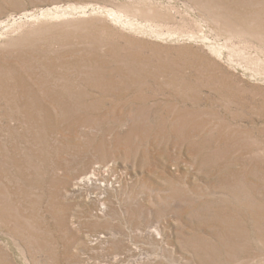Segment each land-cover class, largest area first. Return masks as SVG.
Segmentation results:
<instances>
[{
    "label": "rangeland",
    "instance_id": "obj_1",
    "mask_svg": "<svg viewBox=\"0 0 264 264\" xmlns=\"http://www.w3.org/2000/svg\"><path fill=\"white\" fill-rule=\"evenodd\" d=\"M0 264H264V0H0Z\"/></svg>",
    "mask_w": 264,
    "mask_h": 264
},
{
    "label": "bare ground",
    "instance_id": "obj_2",
    "mask_svg": "<svg viewBox=\"0 0 264 264\" xmlns=\"http://www.w3.org/2000/svg\"><path fill=\"white\" fill-rule=\"evenodd\" d=\"M208 3V2H207ZM210 5V4H209ZM164 6V5H163ZM94 9V8H93ZM237 9V8H236ZM173 10V9H172ZM74 11V10H73ZM129 12V11H128ZM52 14V13H51ZM55 16V15H54ZM132 17V16H131ZM148 17V16H147ZM176 18V17H175ZM238 19V18H237ZM117 21V20H116ZM141 23V22H140ZM138 24V23H137ZM91 26V25H90ZM129 26V25H128ZM138 26V25H137ZM61 28V27H60ZM114 28V27H113ZM150 28V27H149ZM156 28V27H155ZM154 31V30H153ZM70 34V33H69ZM25 38V37H24ZM37 38V37H36ZM22 45V44H21ZM16 58V57H15ZM44 58V57H43ZM54 59V58H53ZM86 59V58H85ZM15 60V59H14ZM18 60V59H17ZM5 62V61H4ZM95 62V61H94ZM6 63V62H5ZM11 63V62H10ZM101 63V62H100ZM9 64V63H8ZM83 64H84V62H83ZM94 64V63H93ZM88 65V64H87ZM8 66V65H7ZM3 68H5V67H3ZM2 68V69H3ZM14 68V67H13ZM17 68V67H16ZM50 68V67H49ZM12 69V68H11ZM98 69V68H97ZM21 70V69H20ZM68 70V69H67ZM94 75H93V77L95 76V77H100V72H99V70H96V69H92L91 67H90V69H89ZM16 71V70H15ZM47 71V70H46ZM104 71V70H103ZM107 71V70H106ZM162 71V70H161ZM102 72V71H101ZM4 74V73H3ZM2 75V74H1ZM11 75V74H10ZM9 75V76H10ZM13 75H15V73L13 74ZM3 76V75H2ZM17 77V76H16ZM23 77V76H22ZM107 77V76H106ZM101 78V77H100ZM22 79V78H21ZM20 78H18L17 77V80H18V83L20 84V85H23L24 87H27V85L25 84V83H23L22 82V80H21ZM41 79V78H40ZM111 79V78H110ZM131 80V79H130ZM42 81V80H41ZM112 81V80H111ZM106 82V81H105ZM110 82V81H109ZM17 83V82H16ZM175 83V82H174ZM32 84V83H31ZM92 84V83H91ZM184 85V84H183ZM9 86V85H8ZM30 86V85H29ZM215 86V85H214ZM61 87V86H60ZM3 88V87H2ZM28 88V87H27ZM33 88V87H32ZM3 90V89H2ZM30 90V89H29ZM110 90V89H109ZM5 92V91H4ZM27 92H28V90H27ZM36 92V91H35ZM22 94V93H21ZM20 95V94H19ZM30 95V94H29ZM38 95V94H37ZM28 96V95H27ZM176 96V95H175ZM21 97V96H20ZM29 97V96H28ZM37 98V97H36ZM16 103V102H15ZM32 103V102H31ZM40 103V102H39ZM14 104V103H13ZM14 106V105H13ZM39 106V105H38ZM33 107V106H32ZM35 107V106H34ZM84 107V106H83ZM45 108V107H44ZM29 109V108H28ZM29 111V110H28ZM31 111V110H30ZM9 113V112H8ZM29 115V114H28ZM30 135V134H29ZM34 150V149H33ZM102 157V156H101ZM86 168H87V166H86ZM101 169V168H100ZM89 170V169H88ZM87 169H84L82 172H80L77 176H76V179H77V181H76V185H75V187L76 188H78L79 187V189H81V188H84V187H88L91 183H93L94 181L96 182V178L97 177H95L94 175H96L97 173H91V174H88L87 173V171H88ZM98 170V169H97ZM94 172V171H93ZM102 172H104V171H102ZM106 173V172H105ZM98 174H100V173H98ZM98 174H97V176H98ZM104 175V174H103ZM107 177V176H106ZM99 178V177H98ZM102 178V177H101ZM98 181V180H97ZM110 181V180H109ZM115 181V180H114ZM99 182V181H98ZM97 182V183H98ZM105 182V181H104ZM103 183V182H102ZM111 184L112 183H114L113 181H111L110 182ZM104 185L106 184V183H103ZM109 184V183H108ZM111 184H109V186H111ZM93 185V184H92ZM91 185V186H92ZM95 185V184H94ZM117 185V184H116ZM102 186V185H101ZM100 188V187H99ZM109 188V187H108ZM6 189V188H5ZM52 190V189H51ZM84 190V189H83ZM111 190H113V188L111 189ZM110 191V190H109ZM104 192V191H103ZM112 192V191H111ZM104 195H102V197H103ZM112 196V195H111ZM99 197H100V195H99ZM89 199V198H88ZM102 200V199H101ZM99 201V200H98ZM8 203V202H7ZM98 203V202H97ZM103 203V202H102ZM6 204V203H5ZM102 205V204H101ZM104 205V204H103ZM100 208V207H99ZM103 210V209H102ZM101 210V211H102ZM104 211V210H103ZM103 213V212H102ZM101 237V236H100ZM126 246V245H125ZM114 261V260H113Z\"/></svg>",
    "mask_w": 264,
    "mask_h": 264
}]
</instances>
